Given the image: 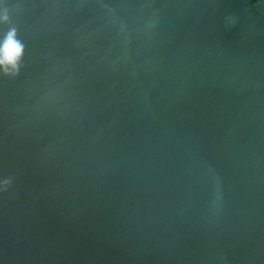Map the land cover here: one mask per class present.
Instances as JSON below:
<instances>
[{"label":"water","instance_id":"1","mask_svg":"<svg viewBox=\"0 0 264 264\" xmlns=\"http://www.w3.org/2000/svg\"><path fill=\"white\" fill-rule=\"evenodd\" d=\"M13 27L0 264H264V0H0Z\"/></svg>","mask_w":264,"mask_h":264},{"label":"clouds","instance_id":"2","mask_svg":"<svg viewBox=\"0 0 264 264\" xmlns=\"http://www.w3.org/2000/svg\"><path fill=\"white\" fill-rule=\"evenodd\" d=\"M7 15H5L4 20L7 22ZM24 45L17 37V30L13 27L11 28L0 45V67L4 68L7 74L9 69L12 72L18 73L19 63L24 55Z\"/></svg>","mask_w":264,"mask_h":264}]
</instances>
